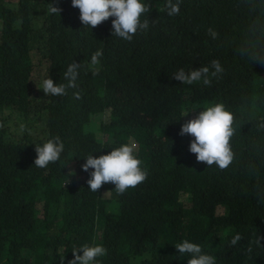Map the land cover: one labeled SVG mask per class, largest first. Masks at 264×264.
<instances>
[{"label":"trees","instance_id":"trees-1","mask_svg":"<svg viewBox=\"0 0 264 264\" xmlns=\"http://www.w3.org/2000/svg\"><path fill=\"white\" fill-rule=\"evenodd\" d=\"M143 2L149 27L129 42L112 35V17L83 26L71 0H0V264H68L83 245L107 250L99 264H187L190 255L175 248L183 240L216 264H264V247L252 243L264 236V63L245 54L251 48L264 56V23L253 32L250 11L264 0H181L175 16L163 10L166 0ZM51 3L59 15L49 12ZM97 50L103 55L94 76ZM35 51L45 79L57 84H67L68 65L79 63L77 86L45 95L32 79ZM213 59L225 71L211 86L173 78ZM217 102L236 117L235 158L224 170L198 162L189 151L194 137L179 135L182 124ZM8 110L43 118L45 140L26 126L9 135ZM99 115L96 136L85 125ZM53 137L64 144L60 159L35 166V146ZM122 144L136 145L147 178L122 195L112 183L91 191L92 169L81 165ZM237 234L242 239L233 246Z\"/></svg>","mask_w":264,"mask_h":264},{"label":"clouds","instance_id":"clouds-1","mask_svg":"<svg viewBox=\"0 0 264 264\" xmlns=\"http://www.w3.org/2000/svg\"><path fill=\"white\" fill-rule=\"evenodd\" d=\"M58 2V0H54ZM181 0H166L163 10L167 15L175 16L179 14ZM71 5L79 9V19L83 26L95 28L104 21L112 17V35L118 36L125 41H131L138 30H147L149 20H141V17L151 11L150 6L143 0H71ZM51 14H58L61 8L49 5ZM251 12L256 15L253 19V32L259 25L264 23V8L257 10L255 6L250 7ZM155 23V21H153ZM208 34L212 39L218 38V33L209 28ZM245 54L250 55L253 62L264 63V56L259 54L258 49L248 48ZM102 50H97L91 56L93 75L100 71V58ZM79 63L72 62L68 65L64 77L67 84L54 83L50 77L44 79L42 90L45 95L63 96L66 95L67 88H75L78 76ZM225 69L217 59H213L209 66H202L198 69L185 71L180 68L173 74V78L182 84L192 85L201 82L205 86H211L213 78H219ZM79 99V93L74 94ZM186 112L184 115H187ZM236 117L224 103L217 102L200 111L194 118L187 120L181 125L179 135H190L194 139L190 142L189 151L196 155L198 162H205L207 166L215 164L219 169H227L234 161L235 153L231 146V140L236 133L234 127ZM264 127V125H262ZM64 150V144L59 137L48 139L42 145L35 146L36 158L34 165L39 168H46L50 163L60 159ZM141 160L135 154V145L122 144L110 150L107 154L93 157L88 155L85 163L81 165L83 171L89 173L87 180L89 189L97 192L105 183L115 185L118 195L124 194L129 188H134L147 178V171L141 167ZM242 239L240 234L235 235L230 243L236 245ZM264 236L256 235L252 243L258 247H264L261 241ZM181 255L189 254L187 264H216L215 257L205 254L200 245L183 240L175 245ZM82 252L78 255L77 252ZM251 252V248L248 249ZM107 250L101 245H83L80 249L72 251L73 259L68 264H99L97 257L106 255Z\"/></svg>","mask_w":264,"mask_h":264},{"label":"rangeland","instance_id":"rangeland-1","mask_svg":"<svg viewBox=\"0 0 264 264\" xmlns=\"http://www.w3.org/2000/svg\"><path fill=\"white\" fill-rule=\"evenodd\" d=\"M25 0H8V2L13 3V4H17V2L19 3H24ZM19 3V5H20ZM16 12V10L14 9V13ZM43 16V5L41 3H39L37 6H35L34 8V25L35 27H39L40 26V22ZM35 50V49H34ZM33 63H34V70H33V74H32V79L34 81V83H36L37 87L42 90V84L43 81L45 79V64L44 61L41 59L40 55L38 52H34L33 53V57H32ZM8 114L5 113V117L3 120V126L5 127L6 132L9 135H17L20 134L22 132V130L24 129V127L26 126V131L29 135H32L33 138L37 139V140H45V129L43 126V118H41L42 120H40L39 118H37L38 116L36 114L30 113V115L28 116V119H21V117H19V114L12 111V110H8ZM103 118L102 115H99V117H93L86 125H85V130L86 131H93L94 134L97 135H101V133L97 132V128L96 125L97 123ZM98 136V137H99ZM137 141H141V142H146L148 140V138L144 137V138H137ZM144 149V148H142ZM135 150H136V145H135Z\"/></svg>","mask_w":264,"mask_h":264}]
</instances>
